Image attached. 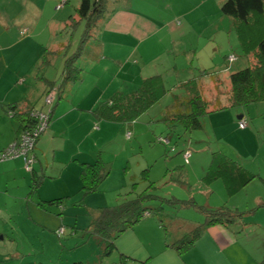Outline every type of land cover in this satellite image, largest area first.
<instances>
[{
  "label": "crops",
  "instance_id": "obj_1",
  "mask_svg": "<svg viewBox=\"0 0 264 264\" xmlns=\"http://www.w3.org/2000/svg\"><path fill=\"white\" fill-rule=\"evenodd\" d=\"M155 1L156 3L147 0H116V3L110 4L112 11L104 16L96 30L90 33V37L84 35V23L80 21L81 23L75 28L74 34L80 28L82 31L74 52L68 56L71 51L69 47L73 46L72 42L69 43L70 46L66 42L61 44L62 49L56 50L55 54L62 56L63 60L59 66L57 65L52 76H48L47 69L41 63L38 68L40 69V86L35 85L37 88L26 83V78L30 74L33 78L37 76L31 66L27 67L25 63L20 68L13 70L8 65L10 63L8 57L26 56L28 50L14 47L19 45V41L16 39L17 43H13L16 40H13L10 34L0 36V39L6 41L4 45H0V150L19 139L26 116L25 112L33 108L48 109L45 104L46 95L57 90V87L64 82L63 71L66 59L75 55L79 51L81 41H85L75 62L81 69V79L67 82L62 86L63 88L61 87L60 97L56 95L50 126L40 136L33 151L36 159L34 173L26 171L24 160L21 157L0 162V264H259L264 259L261 250H258L254 256L252 240L245 239L247 234L244 235L245 237L238 235L241 228L235 224L210 226L191 250L180 255L166 246V234L163 226L152 213L148 212L150 214L137 225L118 237L108 258H106L108 255L103 254V249L96 239V245L86 251V256L75 258L68 255L63 263L61 255L65 249L72 250L77 246L85 245L91 239L85 234V231L92 219L97 217L105 206H98L94 211V217L89 219L86 228L79 229L84 232L81 244L77 241L78 234L75 229L74 233L68 236L64 242L54 235L52 236L55 241L52 243L46 242V239L41 237L40 227L46 231L48 229L57 231V228L63 227V219L59 220L56 217H54L55 223L52 226L48 224L50 215L54 216L56 211L60 213L73 211L71 208L66 211L63 204L82 195L80 179L82 164L93 162L95 157L93 155L98 151L95 152L94 148L99 149L98 138L106 131L107 124H117L97 120L94 110L101 103L111 100L116 93L134 92L148 77L157 74L163 75V77L171 76L174 71L179 70L177 57L181 51L176 44L183 41V38L191 31L193 23L189 20L195 15L185 6L174 7L172 4H167L169 0ZM206 1L202 0L201 2L203 8L210 0ZM221 1L216 0L218 8H221ZM203 8L201 9L202 15H206V20L211 12L205 11ZM167 12L169 16H167ZM76 17L73 16V19L77 20L78 16ZM211 17L210 20H219L218 17ZM221 19L225 18L221 17ZM231 26L234 30L232 23ZM219 31L220 28H218ZM177 36L181 40H176ZM11 40L13 41L8 43ZM25 41L27 42L28 39ZM172 47L175 48V51ZM218 52L221 54V51ZM184 53L186 52L184 51ZM24 65L25 67H23ZM217 65L219 67V63ZM218 75L225 78L228 76L226 73ZM166 81H168L167 77H165V83H167ZM169 102L171 99L165 101L162 108L159 106L162 110H166L165 118L172 112V106L165 107ZM12 106L15 107L13 109L15 116H10L8 113ZM159 114V112L156 113L158 117ZM240 117L242 119L243 115ZM129 124L135 126L136 122L127 123V125ZM166 124L168 123L166 122ZM93 137H96L98 141L96 145L93 144ZM185 149L189 148L186 146ZM194 157L195 155L192 153L190 161ZM211 157L206 159L204 166H201L199 175L202 177L208 170ZM194 169L195 164L191 166V170L194 171ZM189 171L186 170V176L181 183L182 186L185 185V189L191 183ZM33 175L44 177L42 185L48 181L54 185V188L46 193L47 196L41 192L42 186L39 187L38 192L30 194ZM199 175L197 184L200 188L203 187L199 194L201 197L207 198L205 206L212 209L221 207L210 201L218 193V199L224 201L221 205L230 207L224 192L225 189L221 186L217 187L218 191L214 189L217 183L208 186L201 185L204 183ZM21 187L29 189V193L20 197L9 196L11 188ZM191 192L187 193L189 198L185 195L178 196L177 193L170 197L194 199L199 204L196 194ZM10 199L23 201L24 207L27 209L24 210L23 207L14 215L15 212L8 203ZM60 199H63L62 203L51 204L56 205V211H52V207L43 205L46 202ZM164 212L168 217L167 226L171 241L179 239L190 228L200 223L199 221L190 223V220H186L187 218H173L166 210ZM21 215L23 218L20 220ZM44 216H47V220H44ZM15 220L17 222H14ZM59 223L61 224L59 225ZM58 225L59 227H57ZM48 247H52V251L50 248L47 249ZM98 259H101L100 262Z\"/></svg>",
  "mask_w": 264,
  "mask_h": 264
},
{
  "label": "rangeland",
  "instance_id": "obj_2",
  "mask_svg": "<svg viewBox=\"0 0 264 264\" xmlns=\"http://www.w3.org/2000/svg\"><path fill=\"white\" fill-rule=\"evenodd\" d=\"M80 1L0 0V36L10 34L13 40L18 39L19 41L20 46L15 45L14 47H22L28 50L26 56L8 57L10 62L8 65L13 70L20 68L25 63L27 67L31 66L37 76L33 78L30 74L26 78L27 84H32L34 87H36L35 85L40 86V69L38 68H40L41 63L47 69L48 76L55 73L57 65L59 66L63 60V57L55 54V51L62 49L61 44L63 42L68 43L69 46L70 42L73 44L72 48L69 47L71 51L68 56L74 52L82 31L80 28L74 34L77 25L74 23L73 16H77ZM147 1L156 3L155 0ZM210 1L205 4L204 8L201 3L202 0H169L167 2L174 7L185 6L195 15L189 20L193 23L191 31L187 33L183 41L176 44L181 51L177 57L179 70L174 71L171 76L165 75L168 78L166 86L168 89H172V93L167 97L168 101L171 99L173 102V95H182V90L177 88L179 81L184 82L192 78H199L202 76V71L205 70L207 73H226L229 75L248 66L247 58L244 56L237 35L231 28V19L221 13V8H218L216 0ZM63 2H65L64 5L59 6ZM195 4L197 6H194ZM202 8L205 11H210V15L218 17L219 20H210L212 19L210 15L205 20L207 17L202 15ZM166 14L169 16L168 12ZM221 17L225 19L222 20ZM218 28H220L219 32ZM26 39H28L27 42ZM175 39L181 40L179 36ZM5 42L4 39H0V45H4ZM13 43H17V40ZM172 49L175 51L174 47ZM218 51H221V54ZM228 54L236 55L237 60L230 63L227 59ZM218 63L219 67H217ZM222 79L216 83L217 85L206 86L205 94L213 103L221 100L224 105H228L226 102L229 97V85L226 84L228 79L227 81L225 77ZM158 105L150 113L137 120L135 126H133L134 124H107L106 131L98 138L99 142L96 137H93V144L96 145L98 142L100 146L99 149L94 148L95 152L98 151L93 155L95 156L93 161L99 157L110 172L108 178L102 183L99 191L92 196L85 199L82 195L77 196L75 200H68L67 204H63L66 211L71 208L72 212L60 213L56 211V205L44 203L43 205L52 207V211H56L54 216L50 215L48 224L52 226L55 223L54 217L59 220L63 219L62 225L66 228V234L61 238L54 232L56 230L48 229L46 231L40 227L41 237L46 239V242L52 243L55 241L52 236L54 235L64 242L68 236L74 233L73 230L75 229L78 234L77 241L81 244L84 232L79 229L86 228L89 219L94 217V211L98 206H115L128 199H134L137 195L142 194L151 183H155L154 193L162 197H170L177 193L178 196L185 195L189 198L187 193L191 192L192 188L191 193L196 194L199 204L205 205L207 198L201 197L199 194L203 187L200 188L197 184L198 175L201 166L206 163V159L213 153L220 152L257 175L246 190L229 201V205L241 213H246L243 216L242 224H235V226L242 228V231L237 234L241 236L247 234V238L244 236L245 239L252 240L254 256L258 250H261L264 255V206H259L264 202V102L235 107L208 115L203 118L201 129L189 133H185L182 126H177L171 130L165 121L166 110H162ZM157 112L160 113L159 117L156 115ZM242 115L247 122L245 130L239 128V117ZM128 130L133 133L131 138L126 137ZM159 138H162L163 141H158ZM186 146L192 150L191 152L196 157L189 162H186L183 156V150ZM194 164L195 169L192 171L191 166ZM186 170L191 176V183L187 189L184 188L185 185H181L184 176H186ZM199 176L203 178L202 175ZM216 183L217 186L215 185L214 189L218 191L217 187H223V185L220 181ZM41 186V192H44L45 195L50 192L51 188H54V185L50 184L49 181ZM9 193L11 194L9 196L20 197L28 194L29 189L24 187L11 188ZM80 200L81 202H79ZM210 201L212 204L220 206L224 202L218 199V193ZM8 203L13 208L14 215L25 206L23 201L20 202L15 199H10ZM152 204L154 203H149V205ZM164 207L173 218H187L186 220H190V223L198 221L203 223L205 220V216L195 208L181 209L169 204L164 205ZM23 209L26 210L27 207ZM248 212L250 213L247 214ZM21 218H23L22 215L19 219L21 220ZM44 220H47V216H44ZM40 240L43 241L42 238ZM96 241L94 237H91L85 245L77 246L69 251L68 249L62 250L61 259L63 263L68 255L75 258L86 256V251L91 246L96 245ZM49 248L52 251L53 248L48 247L47 249ZM108 257L109 255L106 258ZM100 260L98 259V262Z\"/></svg>",
  "mask_w": 264,
  "mask_h": 264
},
{
  "label": "trees",
  "instance_id": "obj_3",
  "mask_svg": "<svg viewBox=\"0 0 264 264\" xmlns=\"http://www.w3.org/2000/svg\"><path fill=\"white\" fill-rule=\"evenodd\" d=\"M112 3H116V0H81L80 6L77 9L78 19H73L74 23L79 26V24L83 22V33L88 37L91 32L96 30L104 16L112 11L110 7ZM221 12L231 19L234 32L237 35L244 56L247 58L248 66L230 73L227 78H225L226 81L228 79L226 83L227 86L229 85V97L226 100L228 105H224L221 100H217L213 103L205 94V87L209 86V83L216 84L219 80L222 81V75L207 73L205 70L202 71V76L199 78L196 77L178 83L177 88L182 90V95H173V102H169V104L165 106L167 108L172 106V112L170 116L166 115L168 118L166 117L165 120L171 130H174L177 126H182L185 133L193 132L203 127V118L208 115L230 110L235 107L264 102V0H223L221 3ZM84 43V40L81 41L78 48L79 51ZM79 51L75 55L68 57L65 61L63 79L64 82H66H63L64 84L62 83L57 87V97L61 94L60 90L63 88V85L67 82L79 81L81 79V69L75 64L80 55ZM231 56H234L235 59L231 60ZM227 59L232 63L237 60V56L232 54L229 55ZM171 93L172 89L167 88L163 75L157 74L145 79L134 92L128 94L121 92L116 93L111 100L101 103L94 110V115L99 121L117 124L133 123L149 113L150 110L154 109L158 104V106L162 108L165 101H168L167 97ZM14 108L15 107L12 106V109L8 112L9 115L11 112L14 113V115L10 116H15ZM29 112L30 111L24 113L26 116L23 120L22 131L27 129L32 122ZM53 113L54 104L51 107L52 118ZM242 121L247 124L243 116L239 121L240 129H242L240 127ZM187 153H190L188 159L185 158ZM191 155L192 152L190 148L183 150V156L186 162L190 161ZM28 157H34L32 151L29 153ZM15 159L16 158L7 161ZM33 169L34 164L31 171H26L32 173ZM109 173L110 172L103 165L99 157L91 163H83L80 173L83 198L85 199L98 192L102 183L108 178ZM33 176L30 194L38 192L44 179L43 176ZM256 177L257 175L246 170L240 163L220 152H215L212 154L210 165L202 180L204 185L207 186L216 184V182L220 181L225 189L228 202L243 192ZM155 189V183H151L148 185L147 189L142 194L137 195L136 198L128 199L119 205L103 207L99 215L92 219L85 234L88 237H94L98 240L104 255L110 254L115 246V241L122 233L133 228L150 213L158 219L164 228L166 246L172 248L180 255L191 250L204 236L206 230L210 226L216 224H242L243 216L246 214L226 205L212 209L205 205H199L194 199L162 197L154 193ZM62 202L63 199H60L49 201L48 204H59ZM149 203L154 204L149 205ZM166 204L181 209L195 208L205 216V220L203 223H199L190 228V230L179 239L171 241L167 226L168 217L164 212V205ZM259 206H264V202ZM249 213L250 212L247 214ZM62 228L66 229L64 226ZM59 230L56 231L58 236ZM259 264H264V259Z\"/></svg>",
  "mask_w": 264,
  "mask_h": 264
},
{
  "label": "built area",
  "instance_id": "obj_4",
  "mask_svg": "<svg viewBox=\"0 0 264 264\" xmlns=\"http://www.w3.org/2000/svg\"><path fill=\"white\" fill-rule=\"evenodd\" d=\"M65 2H63L59 6H63ZM231 60H234L235 57L231 56ZM57 91H51L47 96L45 100V104L48 107L47 110H39V109H32L30 110V116L32 119V122L30 123V126L21 132L20 138L11 144L9 147L4 149L3 151H0V162H5L10 159H14L17 157H23L25 161V168L28 171H31L33 164L35 162L34 157L29 158V153L34 151V148L36 146V143L40 136L49 128L51 123V107L54 104V100L56 97ZM10 115H14V113H10ZM247 124L245 122H241L240 127L242 129L246 128ZM132 132H127L126 137L131 138ZM158 141H163L162 138L158 139ZM190 156V153H187L185 155V158L188 159ZM65 229L61 228L58 231L59 236L64 235Z\"/></svg>",
  "mask_w": 264,
  "mask_h": 264
},
{
  "label": "water",
  "instance_id": "obj_5",
  "mask_svg": "<svg viewBox=\"0 0 264 264\" xmlns=\"http://www.w3.org/2000/svg\"><path fill=\"white\" fill-rule=\"evenodd\" d=\"M241 117H239V119H240Z\"/></svg>",
  "mask_w": 264,
  "mask_h": 264
},
{
  "label": "clouds",
  "instance_id": "obj_6",
  "mask_svg": "<svg viewBox=\"0 0 264 264\" xmlns=\"http://www.w3.org/2000/svg\"><path fill=\"white\" fill-rule=\"evenodd\" d=\"M57 91V90H56ZM52 121V120H51Z\"/></svg>",
  "mask_w": 264,
  "mask_h": 264
}]
</instances>
